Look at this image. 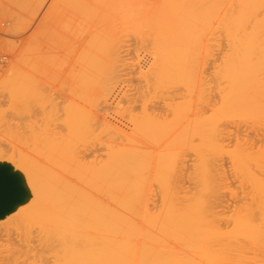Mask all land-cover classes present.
Segmentation results:
<instances>
[{"label": "bare ground", "instance_id": "obj_1", "mask_svg": "<svg viewBox=\"0 0 264 264\" xmlns=\"http://www.w3.org/2000/svg\"><path fill=\"white\" fill-rule=\"evenodd\" d=\"M1 90L0 264H264V0H5Z\"/></svg>", "mask_w": 264, "mask_h": 264}, {"label": "snow or ice", "instance_id": "obj_2", "mask_svg": "<svg viewBox=\"0 0 264 264\" xmlns=\"http://www.w3.org/2000/svg\"><path fill=\"white\" fill-rule=\"evenodd\" d=\"M25 180V176L13 173L11 168H0V209L7 206L14 211L16 205L25 202L27 198Z\"/></svg>", "mask_w": 264, "mask_h": 264}, {"label": "rangeland", "instance_id": "obj_3", "mask_svg": "<svg viewBox=\"0 0 264 264\" xmlns=\"http://www.w3.org/2000/svg\"><path fill=\"white\" fill-rule=\"evenodd\" d=\"M1 1H2V2H1ZM3 2H5V0H0V3H1V4H2ZM1 4H0V5H1ZM210 63H211V62H210ZM208 64H209V63H208ZM209 65H211V64H209ZM205 66H206L207 68H209V66H208L207 64H206ZM210 67H211V66H210ZM207 68H206V69H207ZM209 70H210V68H209ZM209 70H208V71H209ZM206 71H207V70H206ZM209 72H210V71H209ZM55 73H57V72L54 71V73H52L53 77L51 78V81H50L51 86H52L53 83L55 84V82H53L54 79H55L54 81H56V85H57V83H59V81H60V80H58V82H57V78L60 79V76H59L58 74H57L58 77L55 76ZM207 74H208V72H207ZM130 77H131V80H130ZM126 79H128L127 81L129 82V84L127 83V81H125V82H124L125 84H124L123 86H126L127 89L130 88V90L133 89L132 92H130V93L133 94V91H134V90H135V91L137 90V88H138L137 85H139V84H138L137 81L135 80L134 76H133V77H132V76H129V77L126 78ZM54 84H53L52 87H54ZM132 84H133V85H132ZM56 85H55V86H56ZM129 85H130V86L132 85V86L130 87ZM134 85H136V86H134ZM127 86H128V87H127ZM133 87H134V88H133ZM136 87H137V88H136ZM56 88H57V86H56ZM131 88H132V89H131ZM135 88H136V89H135ZM1 89H2V88H1ZM1 91H2V92H0V94H1V95H0V99L2 100L3 98H2L1 96H2L5 92H4L3 90H1ZM135 91H134V92H135ZM3 92H4V93H3ZM4 95H5V94H4ZM4 95H3V96H4ZM136 103H137V102H136ZM132 104H133V107L138 106L137 104H136V105H134V103H132ZM4 105H6V106H3V105H2V107H0V128L4 125V123H5L6 121H8V119H9V117H10V113H9V111L7 110V107H8V106H7V104H4ZM125 106H126L125 103H122V104H121V107L119 106L121 112H119L120 110H118V113H117V114H120V115H119L120 117H121V115H122L121 113H123V115H124V109H125ZM122 110H123V111H122ZM239 125H240V124H239ZM239 125H238V126H239ZM244 125H245V124H244ZM247 125L251 127V125H249V124H246V125L243 127V124H242L243 130H242V129L240 130L239 128H238V129H239L240 131H245L246 129L244 130V128H245ZM248 126H247V127H248ZM239 127H241V126H239ZM250 127H248L247 129L249 130ZM246 131H247V130H246ZM246 131L244 132V134L247 133ZM249 131H250V130H249ZM249 131H248V133H249ZM242 133H243V132H242ZM242 133H241V134H242ZM248 133H247V134H248ZM250 135H251V132H250ZM189 164H190V163H189ZM189 164H188V165H189ZM226 164H227V162H224V168H225V171H227V169H228V164H227V165H226ZM226 166H227V167H226ZM228 173H229V172H227V174H228ZM228 175H229V174H228ZM227 177H228V176H227ZM229 177H230V178H228V179H229L228 182L230 181V182L233 183V184H232V183L229 182V184L234 185V186L236 187V185H235L236 182H235V184H234L233 179L231 178V175H230ZM230 179H231V180H230ZM234 181H235V180H234ZM234 186H232V187L234 188ZM230 187H231V186H230ZM233 188H230V190H231V191L234 190ZM234 191H235L236 194L238 193V195H239V192H236V189H235ZM234 191H233V192H234ZM237 191H239V190L237 189ZM227 195H228V196H227ZM223 196H224V195H223ZM223 196H222V197H223ZM235 196H236V195H235ZM235 196H233V197L231 196V197H232V198H231V197L229 196V193H228V194H225V196L223 197L222 200L226 201V202H227L228 204H230V205H231V203H233V205H234V200H235L236 198L239 197V196H236V197H235ZM233 198H235V199H233ZM231 199H233V200H231ZM227 200H228V201H227ZM236 200H237V199H236ZM231 206H232V205H231Z\"/></svg>", "mask_w": 264, "mask_h": 264}]
</instances>
